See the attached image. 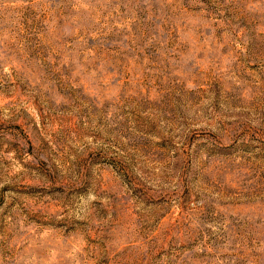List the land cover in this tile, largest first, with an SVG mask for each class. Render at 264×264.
<instances>
[{"label":"rangeland","instance_id":"1","mask_svg":"<svg viewBox=\"0 0 264 264\" xmlns=\"http://www.w3.org/2000/svg\"><path fill=\"white\" fill-rule=\"evenodd\" d=\"M0 264H264V0H0Z\"/></svg>","mask_w":264,"mask_h":264}]
</instances>
